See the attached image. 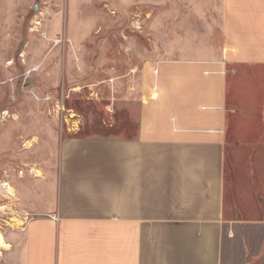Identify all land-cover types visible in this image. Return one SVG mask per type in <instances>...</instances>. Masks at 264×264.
Segmentation results:
<instances>
[{"label": "crops", "instance_id": "0c3cea01", "mask_svg": "<svg viewBox=\"0 0 264 264\" xmlns=\"http://www.w3.org/2000/svg\"><path fill=\"white\" fill-rule=\"evenodd\" d=\"M220 3L218 48L145 63L136 137L68 138L57 167L30 178L44 186L11 181L22 227L3 234L11 247L0 257L264 264V215H231L224 181L230 66L264 64V0Z\"/></svg>", "mask_w": 264, "mask_h": 264}, {"label": "rangeland", "instance_id": "374dc122", "mask_svg": "<svg viewBox=\"0 0 264 264\" xmlns=\"http://www.w3.org/2000/svg\"><path fill=\"white\" fill-rule=\"evenodd\" d=\"M220 1L0 0V184L44 186L34 169H55L68 138L136 137L145 63L218 48ZM228 96L225 203L263 216L264 64L231 65ZM17 200L0 192L3 234L22 227Z\"/></svg>", "mask_w": 264, "mask_h": 264}, {"label": "bare ground", "instance_id": "6f19581e", "mask_svg": "<svg viewBox=\"0 0 264 264\" xmlns=\"http://www.w3.org/2000/svg\"><path fill=\"white\" fill-rule=\"evenodd\" d=\"M37 29V28H36ZM4 115L5 117L9 115V112L8 111H5L4 112ZM72 116H75V115H71ZM14 119L17 118V116H13ZM36 141H34L35 143ZM33 143V142H32ZM29 144V142L27 143ZM28 147H31V145L29 144ZM35 171V175L36 176H41L42 173L38 170V169H34ZM0 192L4 194V196L6 198H12V199H15L16 198V191L14 189V187L9 183V182H4L2 184H0ZM4 208V207H3ZM9 225L11 226H18L20 224V221L18 220V218H12L10 221L7 222ZM10 244L7 242V240L5 239L4 235L2 232H0V252L1 250H8L10 248Z\"/></svg>", "mask_w": 264, "mask_h": 264}, {"label": "built area", "instance_id": "2783aa9c", "mask_svg": "<svg viewBox=\"0 0 264 264\" xmlns=\"http://www.w3.org/2000/svg\"><path fill=\"white\" fill-rule=\"evenodd\" d=\"M155 72H156V70H155ZM53 217L56 218V219H58V216H56V215H53Z\"/></svg>", "mask_w": 264, "mask_h": 264}]
</instances>
